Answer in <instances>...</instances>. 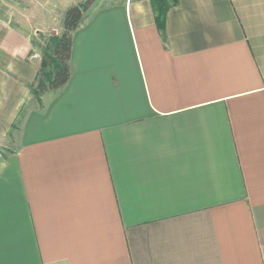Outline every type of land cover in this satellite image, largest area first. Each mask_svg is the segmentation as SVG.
Masks as SVG:
<instances>
[{
  "label": "crops",
  "instance_id": "crops-1",
  "mask_svg": "<svg viewBox=\"0 0 264 264\" xmlns=\"http://www.w3.org/2000/svg\"><path fill=\"white\" fill-rule=\"evenodd\" d=\"M57 21L0 15V264H264V0H176L163 34L97 0L53 90Z\"/></svg>",
  "mask_w": 264,
  "mask_h": 264
},
{
  "label": "trees",
  "instance_id": "trees-1",
  "mask_svg": "<svg viewBox=\"0 0 264 264\" xmlns=\"http://www.w3.org/2000/svg\"><path fill=\"white\" fill-rule=\"evenodd\" d=\"M97 0H84L69 6L63 16L62 32L59 35L46 37L44 44L32 39V44L37 46L42 54L45 64L52 67V74L46 76L50 89L61 88L69 79V58L71 54L72 36L79 26L85 11ZM154 14V22L158 31L163 34L165 17L168 9L176 0H149ZM43 39V37L41 38Z\"/></svg>",
  "mask_w": 264,
  "mask_h": 264
},
{
  "label": "rangeland",
  "instance_id": "rangeland-1",
  "mask_svg": "<svg viewBox=\"0 0 264 264\" xmlns=\"http://www.w3.org/2000/svg\"><path fill=\"white\" fill-rule=\"evenodd\" d=\"M20 2L21 0H0V15L7 16L12 20L21 19L24 21V19H26L33 25H42L54 14L58 17L56 25L59 27L64 12L68 8H64L65 10L62 12L60 6L56 4H47L44 0H28L26 7L20 6ZM22 16L24 17L22 18ZM50 35H58V32L54 30ZM45 39L46 37L43 38L42 44H44Z\"/></svg>",
  "mask_w": 264,
  "mask_h": 264
},
{
  "label": "built area",
  "instance_id": "built-area-1",
  "mask_svg": "<svg viewBox=\"0 0 264 264\" xmlns=\"http://www.w3.org/2000/svg\"><path fill=\"white\" fill-rule=\"evenodd\" d=\"M33 58H40V54H38V53H33L32 55H31V59H33Z\"/></svg>",
  "mask_w": 264,
  "mask_h": 264
}]
</instances>
